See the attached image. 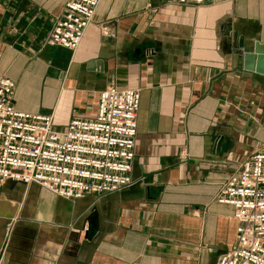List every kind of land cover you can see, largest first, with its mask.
<instances>
[{
  "label": "crops",
  "instance_id": "0c3cea01",
  "mask_svg": "<svg viewBox=\"0 0 264 264\" xmlns=\"http://www.w3.org/2000/svg\"><path fill=\"white\" fill-rule=\"evenodd\" d=\"M68 1L0 0V77L58 131L93 118L105 88L138 90L133 184L69 201L6 182L0 264H216L236 223L215 199L264 145V76L243 69L264 0H101L73 53L46 44Z\"/></svg>",
  "mask_w": 264,
  "mask_h": 264
},
{
  "label": "built area",
  "instance_id": "2783aa9c",
  "mask_svg": "<svg viewBox=\"0 0 264 264\" xmlns=\"http://www.w3.org/2000/svg\"><path fill=\"white\" fill-rule=\"evenodd\" d=\"M187 1L200 2L178 0ZM100 2H66L46 44L75 52ZM14 94L15 83L0 77V188L8 181L34 184L74 201L133 184L138 90L105 88L98 94L95 116L71 119L63 131L55 128L51 116L17 111ZM215 200L232 208L236 223L233 244L216 264H264V145L242 160Z\"/></svg>",
  "mask_w": 264,
  "mask_h": 264
},
{
  "label": "water",
  "instance_id": "95a60500",
  "mask_svg": "<svg viewBox=\"0 0 264 264\" xmlns=\"http://www.w3.org/2000/svg\"><path fill=\"white\" fill-rule=\"evenodd\" d=\"M88 70L102 72V63H90L87 65ZM243 69L254 72L257 75L264 76V45L255 43L251 52L243 54Z\"/></svg>",
  "mask_w": 264,
  "mask_h": 264
}]
</instances>
